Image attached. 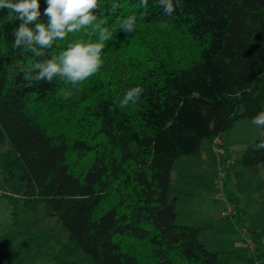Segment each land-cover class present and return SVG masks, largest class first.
Listing matches in <instances>:
<instances>
[{
  "label": "trees",
  "instance_id": "obj_1",
  "mask_svg": "<svg viewBox=\"0 0 264 264\" xmlns=\"http://www.w3.org/2000/svg\"><path fill=\"white\" fill-rule=\"evenodd\" d=\"M112 2L101 0L114 32L103 65L68 99L72 86L56 78L25 87V70L70 43L97 42L98 33H70L38 58L12 48L19 21L0 11V188L20 175L25 208L45 204L90 264H227V253L264 264L257 239V255L209 249L203 227L179 222L169 193L178 159L199 157L205 140L222 142L237 121L264 110V0H181L172 16L156 0L146 8L116 0V12ZM133 14L136 31L126 35L117 17ZM137 85L145 89L137 102L116 107ZM259 140L244 150L243 168L264 166ZM224 190L226 178L223 197L240 222L239 203Z\"/></svg>",
  "mask_w": 264,
  "mask_h": 264
},
{
  "label": "rangeland",
  "instance_id": "obj_2",
  "mask_svg": "<svg viewBox=\"0 0 264 264\" xmlns=\"http://www.w3.org/2000/svg\"><path fill=\"white\" fill-rule=\"evenodd\" d=\"M251 121L252 118L237 121L233 129L223 138L228 148L231 149L227 141L237 145V151L230 153L232 156L230 164H226V155L211 152L209 161L206 162L208 170L203 168L205 161H201L200 164L197 162L198 165L195 164L196 166L192 168L195 178L201 180L205 176L203 178L205 181L200 183V187H205L209 192V198L205 191L201 190L194 199H190L189 183L192 179L189 177L191 176L189 158L181 160L174 171L170 197H173V194L179 196V216L189 218V201L201 210L205 211L209 208L208 212L205 211L207 213L205 215L194 212V217L197 219L196 223L206 226L201 232L200 239L211 250L245 251L251 255L249 248L238 249L234 242L240 238L248 243L250 239L256 238L264 251V166L245 169L239 164L242 150L253 144L262 130ZM206 143L209 144L207 140L203 142L204 145ZM215 147L221 146L215 145ZM201 168L204 169L203 172H200ZM220 168L227 176L224 191H228L236 198L242 210L243 217L240 222L235 218L220 217L221 210L226 205L224 200L227 195L226 192L224 197L217 198L218 189L214 180ZM24 187L20 175H17L10 179L4 188H0V264H90L85 251L70 239L65 225L55 216L46 215L45 204L39 205L35 210L25 208L22 199ZM201 216L203 219H200ZM243 228L247 229V235H243ZM223 260L227 264H249L236 259L230 253L225 254Z\"/></svg>",
  "mask_w": 264,
  "mask_h": 264
},
{
  "label": "clouds",
  "instance_id": "obj_3",
  "mask_svg": "<svg viewBox=\"0 0 264 264\" xmlns=\"http://www.w3.org/2000/svg\"><path fill=\"white\" fill-rule=\"evenodd\" d=\"M46 7L41 12L40 0H0V11L11 10L14 13V21H19L11 35L13 37L12 48L31 52L34 57H47L54 43L64 40L70 33L88 30L91 37L98 33L97 42L77 41L67 45L65 50L52 58L37 60L32 63L23 76L25 87H31L40 82L52 83L56 81L71 88L63 91V98L68 99L76 86L98 73L103 65L102 51L106 42L113 38L114 32L107 25V20L102 19L103 6L101 0H44ZM157 6L163 9L167 16H172L181 0H156ZM148 0H140V7L146 8ZM121 5L113 0L110 10L116 12ZM42 16L47 22L42 21ZM137 16L128 15L117 17L119 30L126 35L136 31ZM162 25V27H165ZM38 70V71H37ZM145 89L135 86L128 89L123 99L116 107L123 109L129 103H136ZM257 127L264 128V110L259 111L251 121ZM257 150L264 149V131L260 132L259 143L255 144Z\"/></svg>",
  "mask_w": 264,
  "mask_h": 264
},
{
  "label": "crops",
  "instance_id": "obj_4",
  "mask_svg": "<svg viewBox=\"0 0 264 264\" xmlns=\"http://www.w3.org/2000/svg\"><path fill=\"white\" fill-rule=\"evenodd\" d=\"M209 142V144L208 143H206L205 145L203 144L202 145V148H201V155L199 156V157H197V158H194V157H184V158H181V159H178L175 163H174V165H173V169H172V174H171V182H170V188H169V193L171 192V190H172V185H173V175H174V171H175V168H176V165L181 161V160H185V159H188L189 158V160H190V162H189V165L191 166V169L189 170V175H191V176H189V177H191V183H189V197H190V199H194L195 198V195L196 194H199L200 193V191L201 190H204L205 191V194L207 195V197L209 198V192L208 191H206L205 190V187L204 186H202V187H200V183H204V181H205V179L203 180V178L205 177V176H203V178L200 180V179H197V178H195L194 177V175H193V170H192V168L194 167V166H196V165H198L197 164V162L200 164V162L202 161V162H204L205 161V163H204V167L203 168H205V170H208V164H206V162H208L209 160V155L211 154V152H215L214 154H218V155H226L227 157H226V163H231L230 162V158H232V156L230 155V153L231 152H235V151H237L236 150V147H237V145H234L232 142H230V141H227L228 142V145L231 147V149L230 148H228L227 147V144L224 142V140L222 141V144H217V143H211L210 141H208ZM212 144H214V145H212ZM243 144H244V142L243 143H241V146H243ZM215 145H219V146H221L223 149H225L226 151H227V153H222L221 151H220V148H217V147H215ZM223 145V146H222ZM227 148H226V147ZM212 147H214V150H216V151H212ZM234 150V151H233ZM244 152V150H242V153ZM211 156V155H210ZM214 156V155H213ZM241 156H242V154L239 156V158H241ZM212 158V157H211ZM196 164V165H195ZM226 165V164H225ZM207 168V169H206ZM204 171V169H202L201 168V171L200 172H203ZM214 183H215V180H214ZM174 196L173 197H176V200H177V212H178V203H179V196L177 195V194H173ZM221 200V199H220ZM225 202H226V200H224ZM225 204V203H224ZM227 206V204L224 206V208ZM222 207H223V205H222ZM220 208V207H219ZM223 208V209H224ZM222 209V210H223ZM208 210H209V208H208ZM208 210H205L206 212H208ZM221 210V211H222ZM204 210H201V209H199L196 205H194V204H192L190 201H189V218H187V217H184V218H182V217H180L179 216V212H178V220H179V222L181 223V224H183V225H189V226H201V227H203V228H206V226H204L203 224H201V223H196L195 221H197V219L194 217V212H196V213H201V215H205V214H207L206 212H205ZM210 216V215H209ZM207 217V216H206ZM217 218V217H216ZM200 219H203V216H201V218ZM199 219V220H200ZM205 221H206V219H205ZM243 232V231H242ZM244 234L243 235H247L246 234V232H243ZM254 238V237H253ZM254 239H256V238H254ZM251 240V239H250ZM203 242V241H202ZM249 242V241H248ZM203 243H205V242H203ZM235 245L237 246V248L238 249H240V248H242V247H246V248H249L248 247V243H246V240L245 239H240V238H238L237 240H235ZM250 250V249H249Z\"/></svg>",
  "mask_w": 264,
  "mask_h": 264
},
{
  "label": "built area",
  "instance_id": "obj_5",
  "mask_svg": "<svg viewBox=\"0 0 264 264\" xmlns=\"http://www.w3.org/2000/svg\"><path fill=\"white\" fill-rule=\"evenodd\" d=\"M214 143L222 144V142L219 138L215 139ZM220 151L222 153L225 152V150L222 147L220 148ZM225 178H226V172L222 168H220L218 170L216 178H215V185L218 189L217 198L223 197V187H224V183H225ZM236 212H237L236 211V205L233 203L229 204L227 202V206L221 211L220 217L222 219H230V218H233L234 215H236ZM242 231L246 232L247 229L243 228ZM248 247L251 250V252H253L255 255L258 254L257 247H256L253 240H249ZM255 264H260V261H256Z\"/></svg>",
  "mask_w": 264,
  "mask_h": 264
}]
</instances>
